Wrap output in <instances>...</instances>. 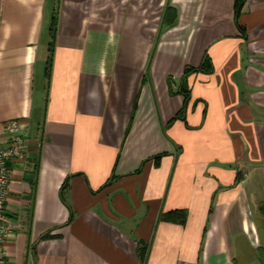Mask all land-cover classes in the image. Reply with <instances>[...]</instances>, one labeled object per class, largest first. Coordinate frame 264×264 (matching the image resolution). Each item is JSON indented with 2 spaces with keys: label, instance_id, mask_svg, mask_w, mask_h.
I'll list each match as a JSON object with an SVG mask.
<instances>
[{
  "label": "crops",
  "instance_id": "obj_1",
  "mask_svg": "<svg viewBox=\"0 0 264 264\" xmlns=\"http://www.w3.org/2000/svg\"><path fill=\"white\" fill-rule=\"evenodd\" d=\"M207 56L215 71L188 77L176 120L185 71ZM251 115L264 116V0L239 17L236 0H0V137L23 119L30 140L8 163V263L153 264L165 245L156 264H264V119L263 157L214 186L204 219L178 236L160 222L173 177L159 189L153 161L181 160L168 156L177 132L228 133Z\"/></svg>",
  "mask_w": 264,
  "mask_h": 264
},
{
  "label": "rangeland",
  "instance_id": "obj_2",
  "mask_svg": "<svg viewBox=\"0 0 264 264\" xmlns=\"http://www.w3.org/2000/svg\"><path fill=\"white\" fill-rule=\"evenodd\" d=\"M190 76H192L191 78L198 77V75L194 73ZM194 102L200 104L201 107L207 110L206 100L197 98ZM236 118L237 117H235V119ZM239 119L241 118L239 117L238 120ZM243 119L245 120L247 128L234 130L228 133L224 129L220 131H201L203 124H199V126L195 125L188 131L177 132L178 142H180L178 145L179 148L177 146V153L174 157L172 155L168 156H170V159H178L182 154L181 160H175L174 163L172 161V163H167L165 166L162 165V163L156 165L159 167V169L155 171L157 173L158 182L160 183L158 186L159 189L161 188L163 180L165 181L167 178L171 179V177H173V179H171V195L167 208L163 211L167 213L176 210H187L189 213L186 223L181 222L180 219H178L179 222L160 221L170 223L167 224V226L171 227L172 234L178 236L180 231L183 233V231L186 230L185 228L187 225H189V229H192L194 226L193 221L196 216L199 217L198 219H204L205 212L203 211V207L206 205L214 186H223L227 183L235 182L237 177L240 179V176L244 174L243 168L246 159L251 158L260 160L261 157H263V152L258 146L261 138L256 127L259 126L258 121L264 119V116L256 115L254 117L251 115L244 116ZM213 167L222 168L224 169L223 171L227 170L231 172L233 177L232 180L227 181L226 179H221L217 175H212L211 173L214 171L211 169ZM225 173L226 171L221 173L218 172V174L222 175ZM68 188L69 185H67L65 189L67 190ZM159 193L160 192H156V196H154L156 202L160 200ZM192 205H197V207L200 205V215H198L199 212L195 209H188ZM176 228L178 230H175ZM143 242L148 246L149 255L151 242L146 240ZM170 242L171 241H169V244ZM164 246L161 245L157 248L156 251L160 252L162 255L158 257L157 260H154L153 264L159 263V259H163L166 255L165 253L169 252V249L163 248ZM171 256L172 254L166 258ZM160 264L167 263L162 261Z\"/></svg>",
  "mask_w": 264,
  "mask_h": 264
},
{
  "label": "built area",
  "instance_id": "obj_3",
  "mask_svg": "<svg viewBox=\"0 0 264 264\" xmlns=\"http://www.w3.org/2000/svg\"><path fill=\"white\" fill-rule=\"evenodd\" d=\"M27 124L23 119L6 123L0 137V264L8 263L7 241L16 230V222L8 211L10 182L13 168L10 161L25 160L30 150V140L23 134Z\"/></svg>",
  "mask_w": 264,
  "mask_h": 264
},
{
  "label": "trees",
  "instance_id": "obj_4",
  "mask_svg": "<svg viewBox=\"0 0 264 264\" xmlns=\"http://www.w3.org/2000/svg\"><path fill=\"white\" fill-rule=\"evenodd\" d=\"M245 2L246 0H236V14L238 17L242 12ZM56 17H54V26L52 28L53 43L55 39L54 32H55V25H56ZM50 69H51V61H50L49 70ZM214 71H215L214 65L208 56L205 58L204 62L199 67H188L186 69L185 75L182 81V88H181V92L185 96L186 101H185L184 109L176 117V120L177 119H182L183 121L186 120L185 114L187 112L188 105L190 104L192 100L188 77L193 73L194 74L196 73L210 74V73H213ZM165 155H167V153L155 156L153 158V161L155 162V164L159 165L161 163L162 157ZM67 185H69V180L66 182L65 188ZM188 216H189V213L187 210H176V211H171L167 213H165V211H162L160 214V221L162 220V221H170V222H179L178 219H180L181 222L186 223L188 220ZM140 248H142V255L144 256V258H146L148 256V246L142 241V243L140 244Z\"/></svg>",
  "mask_w": 264,
  "mask_h": 264
}]
</instances>
